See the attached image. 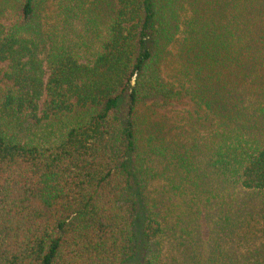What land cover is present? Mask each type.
I'll return each mask as SVG.
<instances>
[{
	"label": "trees",
	"instance_id": "1",
	"mask_svg": "<svg viewBox=\"0 0 264 264\" xmlns=\"http://www.w3.org/2000/svg\"><path fill=\"white\" fill-rule=\"evenodd\" d=\"M160 1L115 0L102 11L58 0L55 33L42 29L44 0H18L9 24L0 15V264H179L184 240V262L200 264L195 203H210L211 178L199 147L156 118L191 94L166 77L175 37L157 18ZM238 15L229 42L212 41L204 26L180 58L208 97V120L227 127L205 159L217 184L264 196V138L250 124L251 82L264 88V7ZM220 50L228 60L213 73ZM221 68L230 88L214 80ZM251 254L243 264H264Z\"/></svg>",
	"mask_w": 264,
	"mask_h": 264
},
{
	"label": "rangeland",
	"instance_id": "2",
	"mask_svg": "<svg viewBox=\"0 0 264 264\" xmlns=\"http://www.w3.org/2000/svg\"><path fill=\"white\" fill-rule=\"evenodd\" d=\"M82 1L88 6H98V9L102 11H108L115 2V0ZM57 3L58 0H44L41 4L39 10L40 22L42 29L47 33L51 31L55 33L62 26ZM17 5L18 0H0V15H2L5 24L11 23ZM262 7H264V0H161L157 9L158 20L170 23L175 37L173 46L170 44L168 46L169 49L172 47L170 52L173 49L175 57L172 64L168 65L166 77L177 84L182 83L185 87H190L191 94L186 99L187 103L183 105L158 108L156 118L159 121H165L169 125L167 128L171 127L174 133H179L181 143L186 142L188 146L195 143L199 147L201 157L198 158V161L203 166V172L211 178V182L205 184L207 194L212 196L210 203L204 204V200L195 203L198 212L194 216L198 219V228H196L195 234H199L195 238L197 245L201 246L199 253L202 252L198 258L200 264H243L244 255L248 252H252L250 255L251 261L256 258H264V196L244 191L231 184H217L214 179L212 170L205 159L211 154V147L214 148L215 144L218 143L215 133L217 132L220 135L223 129L227 130V127L219 126L220 122L216 115L208 120V97L202 95L200 89L196 92V84H201L200 80H196L194 74L191 75V65L189 63L185 64L180 58L181 56L185 57L181 54V49L189 40H201L204 26L208 31L210 30V33L212 30L215 31V34L211 35L212 41L216 39L217 42L226 44L230 41L229 35L226 36L228 34L227 26L233 25V15H238L241 11L244 14L249 10L256 11V9ZM237 19H242L241 15H238ZM71 27L81 29L78 22L71 25ZM206 36L204 42L197 44L201 54H205L208 50ZM220 52L221 56L216 57L217 64L212 70L213 73L217 71L220 62L223 63L228 60L226 52L223 50H220ZM197 53L198 51L195 49L194 54ZM194 54L190 52L191 59ZM208 62L209 59L206 57L205 64ZM194 68L199 67L196 64ZM259 68L261 70L257 69L256 72L259 74V79L263 80L264 67L259 66ZM244 69L248 71L247 68ZM184 73L192 76L194 82L190 83L188 81L190 76L186 77ZM224 75L226 76L224 77ZM214 80H219L225 89L226 87L230 88V84H232L228 82L227 72L222 68L220 74ZM251 87L255 93V96L252 97L254 99V117L258 121L250 122V124L259 123L260 127L255 128L256 135L254 136L264 138V125L261 124L264 123V88H262L261 83H258L255 85L256 89H254L253 82H251ZM199 92L202 94H199ZM232 105L236 110H239L238 106ZM260 106L263 107L262 111L257 109ZM143 107L145 106L141 108ZM229 123L231 129L236 126L233 121ZM184 201H186L184 198H180L181 209L185 207V204L182 203ZM227 217L229 219L232 217L234 220L230 221L234 224L229 225L230 222L227 224ZM191 244L192 240H184V244L180 248L184 253L177 255L175 252L179 264L188 263L184 262V256L189 255L188 253L191 252ZM259 253L260 255H257ZM194 260L198 262L196 257Z\"/></svg>",
	"mask_w": 264,
	"mask_h": 264
}]
</instances>
